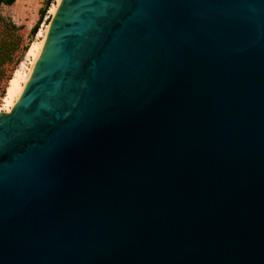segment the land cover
Here are the masks:
<instances>
[{
	"label": "water",
	"instance_id": "95a60500",
	"mask_svg": "<svg viewBox=\"0 0 264 264\" xmlns=\"http://www.w3.org/2000/svg\"><path fill=\"white\" fill-rule=\"evenodd\" d=\"M0 264H264V0H59L0 111Z\"/></svg>",
	"mask_w": 264,
	"mask_h": 264
},
{
	"label": "trees",
	"instance_id": "16d2710c",
	"mask_svg": "<svg viewBox=\"0 0 264 264\" xmlns=\"http://www.w3.org/2000/svg\"><path fill=\"white\" fill-rule=\"evenodd\" d=\"M15 0H0V3L11 5ZM52 0H46L44 6L38 11V19L32 26L30 34L37 32L46 10ZM21 26L16 25L10 19L5 18L0 12V103L6 93L8 82L13 71L21 61L23 53L26 52L29 44H24L23 36L20 33ZM31 42V40H30Z\"/></svg>",
	"mask_w": 264,
	"mask_h": 264
},
{
	"label": "rangeland",
	"instance_id": "374dc122",
	"mask_svg": "<svg viewBox=\"0 0 264 264\" xmlns=\"http://www.w3.org/2000/svg\"><path fill=\"white\" fill-rule=\"evenodd\" d=\"M45 1L46 0H15L14 3L11 5L0 3L1 14L5 18L10 19L16 25L22 27V29L20 30V33L23 36L24 44H29L30 46V44L36 40L38 32L45 31L46 26H48L49 24V20L51 18V14L49 13V8L52 4L55 3V0H52L50 2L48 9L46 10L44 17L39 24L37 32L34 33L33 35L30 34V30L32 26L36 23L38 19V15H39L38 11L40 8L44 6ZM29 46L27 50L29 49ZM27 50L25 53H23L20 63L26 60ZM20 63L17 65L16 69L18 68ZM3 104L4 102L2 98L1 103H0V111L1 110L7 111L4 109Z\"/></svg>",
	"mask_w": 264,
	"mask_h": 264
},
{
	"label": "bare ground",
	"instance_id": "6f19581e",
	"mask_svg": "<svg viewBox=\"0 0 264 264\" xmlns=\"http://www.w3.org/2000/svg\"><path fill=\"white\" fill-rule=\"evenodd\" d=\"M58 3L59 0H55V3L50 6L49 13L51 15L54 13ZM47 27L48 26H46V30H45L46 32H47ZM45 31L38 32L36 40L30 44L29 49L27 50L26 60L21 62L18 68L15 69L11 79L8 82L6 93L3 97V102H4L3 106L4 109L7 111L11 108L15 100L18 98L30 74V71L41 51L46 34Z\"/></svg>",
	"mask_w": 264,
	"mask_h": 264
}]
</instances>
